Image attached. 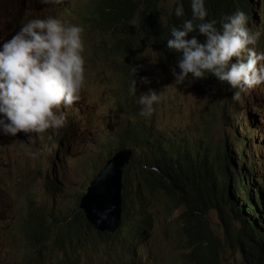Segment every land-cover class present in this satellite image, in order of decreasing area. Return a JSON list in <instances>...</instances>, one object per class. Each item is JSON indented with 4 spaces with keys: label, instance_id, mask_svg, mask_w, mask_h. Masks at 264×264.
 <instances>
[{
    "label": "clouds",
    "instance_id": "1",
    "mask_svg": "<svg viewBox=\"0 0 264 264\" xmlns=\"http://www.w3.org/2000/svg\"><path fill=\"white\" fill-rule=\"evenodd\" d=\"M163 1L156 4L160 21L147 16L145 0H132L135 4L90 0L89 11L74 23L62 21L63 16L35 15L0 39V170L26 160L54 171L63 159L74 160L69 151L79 146H84L83 157L95 151L105 153L84 161V177L92 179L74 201L63 195L58 200L61 208H42L33 201L25 208L26 213L32 207L48 210L56 231L65 232L64 242L53 235L45 246V264H49L53 240L64 245L66 258L60 264H70L66 245L84 228L108 236L120 231L133 244L128 248L121 242L127 249L140 248L147 254L145 241L157 237L153 208L162 198L182 210L179 219L184 218L192 198L204 197L208 203L224 193L230 198L225 216L232 218L237 216L235 207L252 208L249 215L253 218L264 201V97L252 101L258 89L264 88V0H190L185 6L176 0L168 20L162 15ZM43 2L65 4L62 0ZM88 34L109 37L104 59L119 68L117 72L91 69L97 61L87 57L93 49L86 46ZM138 80L146 92H141ZM108 86L117 90L119 98L110 108L102 103ZM162 89L180 109V129H168L163 120L150 119ZM103 120L111 125V132L103 127ZM47 149L55 152L43 159ZM152 157L163 164L144 169L164 178L159 189L146 187L144 179L149 174L138 170L139 162ZM123 159L129 160L123 168V210L114 221L116 227L104 231L91 221L85 197L98 175ZM4 176L20 179L18 173L0 171V178ZM51 186L52 192H69V187L60 188L55 182ZM260 190L262 198H258ZM125 205L146 206L155 214L153 230L145 228L137 237L127 226L122 232L119 220ZM211 211L220 217V211L212 208L207 213L209 222ZM235 223L242 228L247 222ZM70 224L77 225L73 236L68 233ZM178 227L168 230L166 244L184 239L174 233ZM22 232L25 240L18 242L11 256L20 259L26 252V264H38L39 251L28 236L31 228ZM219 238L225 243L224 251H234L225 242V227ZM185 241L183 253L191 250Z\"/></svg>",
    "mask_w": 264,
    "mask_h": 264
},
{
    "label": "rangeland",
    "instance_id": "2",
    "mask_svg": "<svg viewBox=\"0 0 264 264\" xmlns=\"http://www.w3.org/2000/svg\"><path fill=\"white\" fill-rule=\"evenodd\" d=\"M62 2L65 4H45L43 0H0V39L25 19L35 15L63 16L65 18H62V21L74 23L89 11L90 0H62ZM175 6L176 0L163 1L161 11L164 19L168 20L169 13ZM86 38L88 39L86 46H93L87 57L97 61L91 69H98L104 73L117 72L119 68L104 59L105 52L109 48L107 46L109 37L88 34ZM137 86L140 87L142 93L147 91L142 80L137 81ZM258 93L252 101L256 102L260 99V95L264 97V88H259ZM159 97L156 102L157 110L150 119L157 123L163 120L168 129L182 128L183 119L179 115L180 109L175 105L172 96L162 89ZM118 102L117 90L112 86L106 87L102 94L104 106L110 108ZM103 127L109 132L113 129L106 120H103ZM83 148L84 146H79L70 150L68 155L74 160L63 159L54 171L48 169V166H41L26 160L17 166L4 167L0 170L1 172L18 173L20 177V179L11 176L0 178V264H26L28 262L26 252L20 259L11 255L16 252L18 242L25 240L26 235L21 231V225L32 212L29 209L26 213L25 209L31 201L40 204L42 208H61L63 204L58 200H61L63 195L66 199L70 198L74 201L77 195L86 189L88 183L90 185L92 177H84L83 163L87 159H98L105 153L100 154L95 151L91 157H83ZM48 149L43 159L47 158L49 152H55L54 149H50L52 151ZM136 171L134 169V172ZM53 182L60 188L69 187V192L65 194L62 190L56 189L53 192L50 191ZM46 188L47 195L44 193ZM68 206L73 207L71 203ZM153 210L158 219L157 237L154 240L145 241L144 248L147 254L140 248L127 249L112 236L84 228L81 235H78L72 242L68 241L66 245L72 260L70 264H186L185 253H183L187 247L185 239L166 244L168 230L182 223L179 219L182 210H175L163 198ZM209 220L215 233L223 237L224 226L216 211L210 212ZM109 225L116 227L117 223L110 221ZM65 258L64 245L53 240L48 251L49 264H60ZM223 259L225 264H240L244 257L241 252H234L228 248L224 251Z\"/></svg>",
    "mask_w": 264,
    "mask_h": 264
},
{
    "label": "trees",
    "instance_id": "3",
    "mask_svg": "<svg viewBox=\"0 0 264 264\" xmlns=\"http://www.w3.org/2000/svg\"><path fill=\"white\" fill-rule=\"evenodd\" d=\"M116 4L134 3L132 0H111ZM148 3H144L145 12L147 16L153 21H160V17L156 10V4L158 0H145ZM182 4L187 5L190 0H181ZM135 4V3H134ZM159 39L162 41V37ZM163 160L155 157L147 158L146 160L139 162L140 172L143 174H149L145 177L144 183L146 187L159 189V184L164 185V178L157 172L145 170V166H157L162 165ZM132 164L126 170V180L129 181L131 177ZM140 180V179H139ZM143 197L140 198V201ZM230 202V198L222 193L218 194L211 202H206L204 197L192 198L189 203L190 206L184 214L182 224L177 228L174 233L178 234L182 239L187 240L188 246L191 250L185 253L186 263L189 264H225L223 260V253L225 243L219 238L216 233L211 230L210 222L207 219V213L213 208L218 209L220 217L225 227V242L228 246L234 248V252L241 249L245 259H249L252 264H264V201H260V204L256 210V214L253 218L249 213L254 212L252 208L248 210L235 207V213L237 216L232 218L227 215V205ZM33 209V219L31 220V232H28L30 243L39 251L38 264H45L44 258L45 246L52 240L53 235H56V241L64 242V231H56L55 220L51 213H48L46 209ZM263 209V210H262ZM136 215L139 216L140 221L135 220ZM123 219L124 225L127 229L132 230L135 236H139L144 229L147 231L153 230V224L156 220V215L150 212L146 206H124ZM247 222L242 228L236 225L235 221ZM135 224V225H134ZM77 225L74 224L69 227L68 233L75 235ZM125 231L122 230V232ZM114 239H119L128 248L132 246L129 235L121 234L120 231L115 235H110ZM182 236V237H181Z\"/></svg>",
    "mask_w": 264,
    "mask_h": 264
},
{
    "label": "water",
    "instance_id": "4",
    "mask_svg": "<svg viewBox=\"0 0 264 264\" xmlns=\"http://www.w3.org/2000/svg\"><path fill=\"white\" fill-rule=\"evenodd\" d=\"M129 162L123 159L110 164L93 181L85 207L92 215L91 221L101 230L110 229L109 222L118 219L123 210V168ZM241 264H251L244 261Z\"/></svg>",
    "mask_w": 264,
    "mask_h": 264
},
{
    "label": "bare ground",
    "instance_id": "5",
    "mask_svg": "<svg viewBox=\"0 0 264 264\" xmlns=\"http://www.w3.org/2000/svg\"><path fill=\"white\" fill-rule=\"evenodd\" d=\"M259 2V0H257V3ZM260 8H261V6H260V4H258L257 6H256V12H258V13H256V14H258L259 15V13H260ZM258 17V16H257ZM258 21H259V19H258ZM264 108V107H263ZM264 110V109H263ZM243 112H241L240 114H242ZM263 115H264V112H263ZM245 116V115H244ZM261 163H262V165H264V154L261 156ZM262 190H260V193H259V197L258 198H262V196H263V192H261ZM260 194H262V195H260ZM261 196V197H260ZM258 202H259V199H258ZM263 210V209H262ZM33 211V210H32ZM32 213V212H31ZM30 213V215L25 219V221H24V223L21 225V231H24V230H28V229H30L31 228V224H30V222H31V220H32V214ZM119 222H120V224H121V229L122 230H124V228H125V225H124V222H125V220H123L122 218H120V220H119ZM140 242V240H138L137 241V243H136V245L138 246V243Z\"/></svg>",
    "mask_w": 264,
    "mask_h": 264
}]
</instances>
